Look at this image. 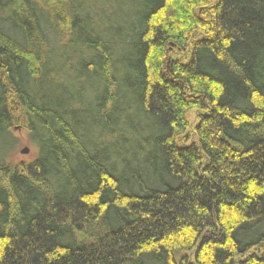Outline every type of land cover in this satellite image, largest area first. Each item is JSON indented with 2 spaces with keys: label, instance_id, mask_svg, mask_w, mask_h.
<instances>
[{
  "label": "trees",
  "instance_id": "trees-1",
  "mask_svg": "<svg viewBox=\"0 0 264 264\" xmlns=\"http://www.w3.org/2000/svg\"><path fill=\"white\" fill-rule=\"evenodd\" d=\"M0 264H264V0H0Z\"/></svg>",
  "mask_w": 264,
  "mask_h": 264
},
{
  "label": "rangeland",
  "instance_id": "rangeland-1",
  "mask_svg": "<svg viewBox=\"0 0 264 264\" xmlns=\"http://www.w3.org/2000/svg\"><path fill=\"white\" fill-rule=\"evenodd\" d=\"M187 118H188V121L193 126L196 122V120L194 119V113L190 112L187 115ZM12 135L15 141V146L10 151V155L13 158L12 159L13 162L30 161L34 157L35 151H34L33 146L29 143L27 131L21 128H13ZM23 148H27L29 150L28 154L26 155L20 154V151Z\"/></svg>",
  "mask_w": 264,
  "mask_h": 264
},
{
  "label": "water",
  "instance_id": "water-1",
  "mask_svg": "<svg viewBox=\"0 0 264 264\" xmlns=\"http://www.w3.org/2000/svg\"><path fill=\"white\" fill-rule=\"evenodd\" d=\"M29 150L27 148H23L21 151H20V154L22 155H26L28 154Z\"/></svg>",
  "mask_w": 264,
  "mask_h": 264
}]
</instances>
